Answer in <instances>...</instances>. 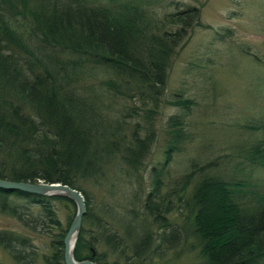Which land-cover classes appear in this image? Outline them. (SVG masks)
<instances>
[{
  "label": "trees",
  "instance_id": "1",
  "mask_svg": "<svg viewBox=\"0 0 264 264\" xmlns=\"http://www.w3.org/2000/svg\"><path fill=\"white\" fill-rule=\"evenodd\" d=\"M200 13L164 0H0V179L61 183L82 193L86 214L75 260L163 261L191 237L187 250H197L201 264H264V180L252 177L264 170L263 118L243 125L259 133L251 142L205 162L193 157L172 180L169 166L191 140L184 119L195 105L174 96L167 105L179 113L166 122L163 161L141 185L142 199L113 191L116 184L127 188L131 175L143 177L171 62L202 27ZM97 71L104 78L95 85L89 80ZM108 96L118 99L117 117ZM140 115L144 125L134 124L128 138L125 119ZM84 182L104 187L113 201L94 208ZM55 201L73 204L0 189V214L51 238L45 264H64L72 221L60 227ZM0 246L18 264L38 258L30 237L0 232Z\"/></svg>",
  "mask_w": 264,
  "mask_h": 264
},
{
  "label": "rangeland",
  "instance_id": "2",
  "mask_svg": "<svg viewBox=\"0 0 264 264\" xmlns=\"http://www.w3.org/2000/svg\"><path fill=\"white\" fill-rule=\"evenodd\" d=\"M164 1L178 4L183 10L200 7L202 27L194 28L171 62L162 105L153 122L155 141L141 171L144 180L143 177L138 178V175H131L130 178L126 177L127 188L115 185L113 191H120L130 201L135 200L134 196L142 199L147 188L141 192V185L146 184L151 167L163 161L168 139L166 122L170 116L179 113L177 108L167 105L174 96L192 100L195 105L192 104L188 110L189 116L184 119L191 140L184 143V149L175 154L169 166V177L172 180L182 177L189 159L193 157H200L205 162L230 154L228 147L251 142L259 133L248 132L243 129V125L260 123L262 118L264 120V0ZM175 8L173 5L158 13L172 12ZM214 31L219 32V37L214 36ZM252 55H256L258 60ZM92 75L88 80L95 85L104 78L99 71ZM108 98L105 103L111 105L110 116L117 117L120 109L118 99ZM129 104L132 105V102ZM137 105L141 106L139 102ZM125 120L129 122L125 127L129 138L134 124L138 122L140 127L143 126L145 118L140 115ZM245 172L249 173L248 170ZM252 177L264 180V170L253 171ZM81 185L92 196L94 208L98 209L101 203L113 201L107 196L104 187H94L89 182ZM53 206L60 227L66 229L68 221L75 215V206L60 201L53 202ZM0 232L30 237L38 252L35 264H45L41 256L51 252L50 237L33 234L15 219L3 214H0ZM188 241L187 246L193 243L191 237ZM187 246L168 255L163 261L155 260L145 264H201L198 251L190 252ZM0 264L18 263L0 246Z\"/></svg>",
  "mask_w": 264,
  "mask_h": 264
},
{
  "label": "water",
  "instance_id": "3",
  "mask_svg": "<svg viewBox=\"0 0 264 264\" xmlns=\"http://www.w3.org/2000/svg\"><path fill=\"white\" fill-rule=\"evenodd\" d=\"M0 189L6 192H19L43 197H62L71 201L76 209L75 215L63 238L64 264H102L92 260L77 261L74 259V250L83 217L86 214V204L81 192L61 183L12 182L0 179Z\"/></svg>",
  "mask_w": 264,
  "mask_h": 264
}]
</instances>
